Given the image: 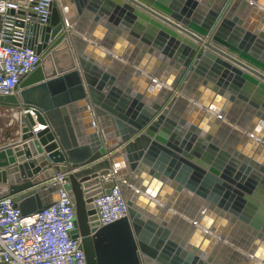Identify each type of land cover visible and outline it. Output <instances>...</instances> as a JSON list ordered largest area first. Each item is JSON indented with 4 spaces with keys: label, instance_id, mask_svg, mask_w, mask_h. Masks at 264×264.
<instances>
[{
    "label": "water",
    "instance_id": "obj_1",
    "mask_svg": "<svg viewBox=\"0 0 264 264\" xmlns=\"http://www.w3.org/2000/svg\"><path fill=\"white\" fill-rule=\"evenodd\" d=\"M230 1L59 0L61 8L55 2L50 26L28 29L36 37L26 46L39 55L46 50L40 66L20 92L0 97V107L25 115L21 142L0 149V199L12 197L22 217H31L59 199V185L36 186L67 174L77 213L74 237L82 239L87 264H264V127L234 130L224 108L199 97L200 115L192 122L174 116L177 104H187V83L195 81L214 96L251 106L264 121V31L241 20L240 0ZM82 16L141 40L176 69V83L149 82L161 88L157 102L143 84H117L119 55L104 44L111 53L98 48L77 26ZM220 127L243 148L219 146ZM108 174L121 179L129 213L92 231L87 203ZM173 193H192L206 213L168 212ZM237 232L249 238L239 247L244 253L230 245Z\"/></svg>",
    "mask_w": 264,
    "mask_h": 264
},
{
    "label": "built area",
    "instance_id": "obj_2",
    "mask_svg": "<svg viewBox=\"0 0 264 264\" xmlns=\"http://www.w3.org/2000/svg\"><path fill=\"white\" fill-rule=\"evenodd\" d=\"M55 2L61 8L59 0H0V97L20 92L24 80L40 66L46 50L39 55L26 46L36 37L28 29L31 25L49 27ZM66 177L59 173L49 181L60 186L59 199L31 217H22L12 197L0 199V264H87L82 239L74 237L77 213L73 196L66 189ZM99 180L93 187L97 193L87 203L92 231L129 213L119 186L121 179L108 174ZM108 183L115 186L107 190L104 186Z\"/></svg>",
    "mask_w": 264,
    "mask_h": 264
},
{
    "label": "crops",
    "instance_id": "obj_3",
    "mask_svg": "<svg viewBox=\"0 0 264 264\" xmlns=\"http://www.w3.org/2000/svg\"><path fill=\"white\" fill-rule=\"evenodd\" d=\"M233 1V0H232ZM230 1V3L232 2ZM238 5V14L242 21L248 23L251 26L260 27L264 31V0H240ZM78 27L86 32L87 34H92L96 39L98 48L101 50L111 53L108 48L100 46L104 44L107 47H110L114 52L119 55V58L114 57L119 65L113 67V71L116 74L117 84L119 85H141L143 84L145 95L154 102L159 101L161 96V88H149V82H154L155 85L169 86L173 85L177 81V71L169 64H165L160 58L156 55L148 52V49L141 40L136 43L130 37H125L124 35H118L116 32H108L100 24H96L93 19L89 16H82L80 22L77 23ZM68 31L73 33L75 36L80 38L82 42H87L88 44H96L86 37V35L74 32V28L67 27ZM72 52L74 56H77L75 53V48L71 45ZM134 70V71H132ZM143 71V72H142ZM136 72L144 74L143 78H138ZM145 73H149L148 75ZM152 74V75H150ZM160 77V78H159ZM151 79L152 81H149ZM188 84V97H182L185 103H180L175 106L174 116L176 118L184 119L188 122L200 115L199 109L196 108L198 104L195 103V98L199 97L202 100L212 101L224 108V116L230 118L235 124L232 126L234 130L248 133L249 130H256L258 127L263 129L264 121H262L256 113V110L249 105L242 104H232L228 102L225 98L214 96V94L206 89L203 85H200L198 82L187 83ZM169 90V89H167ZM149 91V93H148ZM174 96H180L178 92H174ZM172 99V98H171ZM170 99V100H171ZM170 102V101H169ZM168 102V103H169ZM167 103V104H168ZM200 108V107H199ZM5 111V113H13L14 111L18 112L14 123H18L17 130L11 135L10 133L5 134L6 140L0 143V148H9L15 147L21 142L22 130L24 128V111L22 109H12L0 107V112ZM13 115V114H12ZM15 116V115H13ZM224 122L228 123V120L224 119ZM218 134L219 146L222 148H233L240 150L243 148V142L233 135L232 132L227 131L225 128H218L216 135ZM47 156V155H46ZM19 160V159H18ZM33 160V159H32ZM50 180L43 182L36 186V188L48 184ZM167 194V191L164 190V194ZM173 196L176 197L174 200V206L168 208V212L177 215H186V214H201L206 213V208L200 203L196 202L195 195L190 193L188 196H182L181 194L173 193ZM241 231V229H237ZM245 233H248L246 230H242ZM236 233L235 239L236 243L230 244L233 247L246 246L249 242V238L245 237L246 234ZM247 236L252 237L251 234ZM245 239V243H243ZM252 244V243H251ZM241 252L243 250L239 249ZM244 253V252H243Z\"/></svg>",
    "mask_w": 264,
    "mask_h": 264
},
{
    "label": "rangeland",
    "instance_id": "obj_4",
    "mask_svg": "<svg viewBox=\"0 0 264 264\" xmlns=\"http://www.w3.org/2000/svg\"><path fill=\"white\" fill-rule=\"evenodd\" d=\"M12 114L5 113V111L0 112V143L7 139L6 132L12 135L19 126L18 123H14V120L18 117V112L14 111Z\"/></svg>",
    "mask_w": 264,
    "mask_h": 264
},
{
    "label": "snow or ice",
    "instance_id": "obj_5",
    "mask_svg": "<svg viewBox=\"0 0 264 264\" xmlns=\"http://www.w3.org/2000/svg\"><path fill=\"white\" fill-rule=\"evenodd\" d=\"M261 253H258V255H260Z\"/></svg>",
    "mask_w": 264,
    "mask_h": 264
}]
</instances>
